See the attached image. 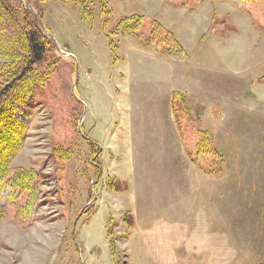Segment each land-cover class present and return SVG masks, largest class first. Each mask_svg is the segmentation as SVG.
<instances>
[{
    "label": "rangeland",
    "instance_id": "obj_1",
    "mask_svg": "<svg viewBox=\"0 0 264 264\" xmlns=\"http://www.w3.org/2000/svg\"><path fill=\"white\" fill-rule=\"evenodd\" d=\"M181 3H34L56 46L40 63L52 73L37 89L27 138L10 167H34L49 177L33 223L18 225L6 209L0 264L264 260L262 21L255 7ZM132 14L173 31L184 55L143 46L146 21L141 38L127 34L118 22ZM175 90L191 108L181 128L168 104ZM197 128L211 133L223 155L221 177L206 176L188 157ZM61 147L69 158L55 157Z\"/></svg>",
    "mask_w": 264,
    "mask_h": 264
},
{
    "label": "trees",
    "instance_id": "obj_2",
    "mask_svg": "<svg viewBox=\"0 0 264 264\" xmlns=\"http://www.w3.org/2000/svg\"><path fill=\"white\" fill-rule=\"evenodd\" d=\"M46 1L0 0V58L4 59L0 61V221L6 216V209L10 207L16 223L21 226H27L37 218L38 209L42 204V187L46 177H49L34 167H10L13 157L27 138L31 122L30 107L37 89L44 88L52 73L51 65L40 68V63L56 45L47 34L49 29L42 24L41 15L34 7L35 2L42 4ZM201 1L203 0H182L181 5H196ZM210 1L229 2L247 11L255 7L264 30V0ZM89 2L90 0H85L86 4ZM145 21L143 14H132L123 17L118 26L127 34L141 38L140 28ZM146 24L148 35L141 40L143 46L162 55H184L185 48L173 31L157 19L147 20ZM109 46L115 47L112 40ZM170 108L178 127L188 124L191 108L184 92H172ZM192 134L193 143L188 148L190 161L206 176H222V173L226 172L225 161L211 133L206 129L197 128ZM87 140L90 145L92 141L89 138ZM94 143L96 142L93 141ZM94 150L92 149L93 165L97 167L95 156L98 149ZM53 153L56 158L61 159H67L71 155L70 150L62 147L54 148ZM112 183L109 184L113 186ZM89 197L94 198L92 189L89 190ZM127 215L125 220L130 222V211ZM110 219L107 233L110 234L109 243L114 254L116 243L113 237V218ZM256 264H264V260Z\"/></svg>",
    "mask_w": 264,
    "mask_h": 264
},
{
    "label": "crops",
    "instance_id": "obj_3",
    "mask_svg": "<svg viewBox=\"0 0 264 264\" xmlns=\"http://www.w3.org/2000/svg\"><path fill=\"white\" fill-rule=\"evenodd\" d=\"M179 182V181H178Z\"/></svg>",
    "mask_w": 264,
    "mask_h": 264
},
{
    "label": "water",
    "instance_id": "obj_4",
    "mask_svg": "<svg viewBox=\"0 0 264 264\" xmlns=\"http://www.w3.org/2000/svg\"><path fill=\"white\" fill-rule=\"evenodd\" d=\"M49 35V34H48Z\"/></svg>",
    "mask_w": 264,
    "mask_h": 264
}]
</instances>
